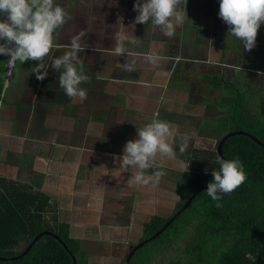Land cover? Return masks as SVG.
<instances>
[{"label": "crops", "instance_id": "0c3cea01", "mask_svg": "<svg viewBox=\"0 0 264 264\" xmlns=\"http://www.w3.org/2000/svg\"><path fill=\"white\" fill-rule=\"evenodd\" d=\"M62 2L70 19L53 35L54 46L43 61L48 70L43 81L32 72L39 61H17L6 75L7 57L0 54V179L32 185L47 194L46 224H66L69 236L85 254V263L97 264L94 258H101L107 264L106 259L117 257L120 264L134 248L126 253L129 238L137 235L135 244L140 243L142 223L155 213L166 216L174 209L179 200L178 173L194 163H206L207 157L193 159L192 151L210 150L225 137L221 119L232 111L234 94L221 101L219 97L228 83H237L235 68H228L226 61L227 53L233 52L227 44L228 25L215 14L219 9L214 0H184L180 8L185 22L176 27L173 37L165 36L151 21L136 24V0H95L103 12L79 0L73 6L71 0ZM6 18L0 13V20ZM116 32L127 37L125 46L136 54L132 72L122 67L126 55H112ZM81 33L84 50L79 56L90 81L81 84L87 98L72 103L59 86V72L51 61ZM263 33L261 24L256 44L264 41ZM136 39L138 44L130 43ZM149 51L162 57L158 66L144 60ZM263 70L258 71L262 77ZM258 89L264 90V82ZM146 117L174 123L181 135L190 138L183 153L176 139L175 159L157 160L164 175L155 186L130 184L138 169L124 170L117 159L127 141L137 138V127L147 122ZM82 239L98 245L87 250L92 257L80 244Z\"/></svg>", "mask_w": 264, "mask_h": 264}, {"label": "trees", "instance_id": "16d2710c", "mask_svg": "<svg viewBox=\"0 0 264 264\" xmlns=\"http://www.w3.org/2000/svg\"><path fill=\"white\" fill-rule=\"evenodd\" d=\"M233 94L232 111L221 119L225 135L242 129L264 145V113L250 109L245 91L237 88ZM222 151L223 155L217 149L192 151L197 161L207 157L206 163H194L178 173L175 191L179 200L169 215L154 214L142 223L140 242L153 236L199 186L213 181L211 173L219 169L215 163L218 155L226 160L239 158L246 180L230 194L222 195V207H216L207 189L195 192L160 235L145 246H171L200 215L203 222L195 224L193 238L183 247L185 264H264V146L248 135L234 134L225 141ZM48 203V195L40 189L12 179H0V258L6 259H0V264H73V257L76 264H86L85 254L69 236L67 225L46 224L44 213ZM45 230L58 239L44 235L23 255ZM139 255L141 249L133 255L130 264ZM175 264H181L180 260Z\"/></svg>", "mask_w": 264, "mask_h": 264}, {"label": "clouds", "instance_id": "9594fccd", "mask_svg": "<svg viewBox=\"0 0 264 264\" xmlns=\"http://www.w3.org/2000/svg\"><path fill=\"white\" fill-rule=\"evenodd\" d=\"M183 2L144 0L141 3V0H136L133 7L138 13L135 23L146 25L151 21L165 36L173 37L176 27L185 22V12L180 8ZM0 13L7 17L0 20V41H3L0 43V54L10 57L9 65L17 61L21 64L29 60L39 61L32 72L43 81L48 75L43 61L54 46V33L70 19L67 10L55 0H0ZM218 15L228 25V34L242 41L244 49L251 51L256 46L258 30L264 24V0H220ZM82 35L73 36L70 43L63 46L67 51L51 61V67L59 72V86L72 103H82L87 98V90L81 84L90 81V77L84 74V61L79 56L84 50L80 43ZM114 40L112 55H126L122 67L128 72L134 71L136 54L125 46L127 37L116 32ZM139 42L138 39L130 41L134 45ZM143 58L154 67L162 59L153 51L145 53ZM41 69L44 71L41 72ZM145 119L147 122L137 127V138L127 141L122 157L117 159L124 170L129 167L138 169L131 175L130 184L155 186L164 175L158 168L157 160L161 157L175 159L176 139L179 138V150L183 153L189 146L190 138L187 134L181 135L174 123L154 117ZM215 163L219 169L212 171L213 181L203 189H207L206 193L216 202V207H222V195L230 194L242 185L246 173L239 158L226 160L218 155ZM149 169L153 170L150 175L147 174Z\"/></svg>", "mask_w": 264, "mask_h": 264}, {"label": "rangeland", "instance_id": "374dc122", "mask_svg": "<svg viewBox=\"0 0 264 264\" xmlns=\"http://www.w3.org/2000/svg\"><path fill=\"white\" fill-rule=\"evenodd\" d=\"M79 1H80V3L86 4L87 6L88 5H91L92 7L96 6L97 12H103V9L99 8L97 6V4L95 5V0H92V1L90 0L87 2H84L82 0H79ZM63 2H62V0H55V3L61 5L64 8V6L66 4H63ZM71 2H72L71 6H73L74 3L77 2V0H71ZM214 2H215V5L217 6V8L219 9L220 0H214ZM98 14H102V13H98ZM215 14H219V11H216ZM114 15L115 14L111 13L112 18H114ZM227 31H228V29H227ZM262 38H264V33H263ZM262 38H261V40H262ZM227 44H229L230 46H228V47L233 50V52L227 53V57H226L227 67L231 68V69L235 68L234 72L237 74V83H236V80L235 81L233 80L232 82H230L231 84L228 83L227 87L225 88L223 93H221V96L219 97V99H220L219 101H221L223 98L230 97L234 92L237 93V88H241L242 91L246 92L247 103H248L250 109L254 110L257 108L260 110L261 113H264V90L258 89L260 87V84L264 82V76L262 77L258 73L259 70L264 69V41H261L260 43L256 44V46L251 51H247L246 49H244L242 41H240L236 37L228 34ZM260 48L262 49V52H261ZM218 56H220V55L218 54ZM250 68H252V70H250ZM243 69H248V70H243ZM261 72H263V74H264V70ZM209 75H210V77H216L217 76V75H212V74H209ZM228 76H229V74H228ZM217 77L219 79L221 78L220 76H217ZM206 79H208V78H206ZM209 80L210 79L206 80L205 83H207ZM203 85H205V84H203ZM205 87H207V86H205ZM258 97L261 99H259V100L256 99ZM219 101H217V102H219ZM206 111H207V109H204V113H206ZM209 120H210V118H208V121ZM238 131H243V130L242 129L236 130V132H238ZM214 149L216 150V146L211 148L210 150H214ZM163 214H165V213L163 212ZM126 218H127L126 214H123L121 216V219L125 220V222L127 220ZM134 218L135 217L133 216V219ZM201 222H203V218H201L200 215L197 218L193 219L192 222L189 225H187L184 228V230L182 231V236L177 241H175L171 246L165 247L162 244H159V245L156 244V245H154L155 246L154 248H152V247L149 248V246L143 245V248H140L141 249V255L136 256L133 259V261H132L133 264H175L176 260H180L181 264H185V262H184L185 254L183 251V247L188 241H190L193 238V235L195 234V229H196L195 224L201 223ZM120 223H121V221H120ZM138 231L140 233V238H141L142 237V230L139 228ZM157 237H155V238H157ZM137 239H138L137 235H134V236H132V238H129V244L125 247L126 253H128L131 250L132 246L135 247V245H136L135 242L136 243L138 242ZM83 241L84 240L82 239L80 244L81 245L84 244V248H85V251L87 252L88 256L92 257L93 254H90L87 250L93 251L94 249L98 248V245H97V247L96 246L93 247V244L88 245V241H86V242H83ZM113 251H114V255L116 256V254L119 252V247L115 248ZM94 253H96V252H94ZM98 254L107 256V252H101ZM114 259H115V261L113 263V261H111V260H114ZM94 260L97 262V264L106 263V262H104V259H101V258H94ZM119 260L120 259L117 257H113L112 259H109V260L106 259L107 264H119ZM86 263L88 264L87 260H86ZM120 264H122V262Z\"/></svg>", "mask_w": 264, "mask_h": 264}, {"label": "water", "instance_id": "95a60500", "mask_svg": "<svg viewBox=\"0 0 264 264\" xmlns=\"http://www.w3.org/2000/svg\"><path fill=\"white\" fill-rule=\"evenodd\" d=\"M234 134H245V135H248V137H250L251 139H253V141H255L256 143H258L259 145L261 146H264L261 142L258 141V139L254 138L252 134L250 133H247L245 131H234V132H230V133H227L225 135V137L220 141V143L218 144L217 146V151L223 155V151H222V147H223V144L225 143V141L231 137V135H234ZM208 185H203V186H200L198 187L195 192L199 191L200 189H203V188H207ZM194 196V193H192L187 199L186 201L181 205V207L179 208V210H177L173 215L172 217L163 225V227L159 230L156 231V233L151 237L149 238L148 240L146 241H143V242H140L139 244H137L132 250L131 252L128 254V256L126 257V264H129V261L131 259V257L135 254L136 251H138L141 247H143V245H145L148 241H151L153 240L155 237H157L158 235H160L161 231L170 223L171 220H173L179 213L180 211L188 204V202L192 199V197ZM44 235H53L54 238L58 239V237L54 234L51 233V231H48V230H45L43 231V233L39 234L34 240L33 242L29 245V247L26 249V251L23 253V255H26L29 253V251L31 250V248L35 245V243ZM63 244V243H62ZM64 246V244H63ZM64 248L66 249V247L64 246ZM1 260H6L5 258H0ZM12 259H17V257L15 258H12ZM73 264H76L75 262V258L73 257Z\"/></svg>", "mask_w": 264, "mask_h": 264}, {"label": "built area", "instance_id": "2783aa9c", "mask_svg": "<svg viewBox=\"0 0 264 264\" xmlns=\"http://www.w3.org/2000/svg\"><path fill=\"white\" fill-rule=\"evenodd\" d=\"M6 57H7L6 75H10L11 74V71L13 70V67H14L15 64L14 65H9L8 60L10 59V57L9 56H6Z\"/></svg>", "mask_w": 264, "mask_h": 264}, {"label": "flooded vegetation", "instance_id": "af4514ba", "mask_svg": "<svg viewBox=\"0 0 264 264\" xmlns=\"http://www.w3.org/2000/svg\"><path fill=\"white\" fill-rule=\"evenodd\" d=\"M200 190H201V189H200ZM54 235H55V234H54ZM151 237H152V236H151ZM151 237H150V238H151ZM148 239H149V238H148ZM148 239H145V241L148 240ZM154 239H155V238H154ZM154 239H153V240H154ZM143 241H144V240H143ZM151 241H152V240H151ZM149 242H150V241H148L147 243H149ZM147 243H146V244H147ZM63 244H64V243H63ZM63 244H62V245H63ZM146 244H145V245H146ZM64 246H65V245H64ZM141 248H142V247H141ZM139 250H140V249H139ZM136 252H137V251H136ZM136 252H135V253H136ZM134 255H135V254H134ZM126 257H127V256H126ZM132 257H133V256H132ZM132 257H131V258H132ZM130 260H131V259H130ZM129 262H130V261H129ZM123 263L126 264V258L124 259V262H123Z\"/></svg>", "mask_w": 264, "mask_h": 264}]
</instances>
